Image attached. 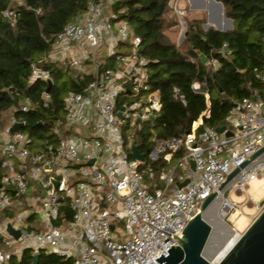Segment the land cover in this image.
<instances>
[{"label": "built area", "instance_id": "2783aa9c", "mask_svg": "<svg viewBox=\"0 0 264 264\" xmlns=\"http://www.w3.org/2000/svg\"><path fill=\"white\" fill-rule=\"evenodd\" d=\"M115 1L88 0L86 12L66 23L50 48L29 64V84L51 80V70L44 64L89 79L63 97L64 116L54 120L52 135L34 145L22 130L25 120L13 117L0 128V210L12 213L0 223V236L5 245L22 241L12 250L0 247V264L20 259L25 248L53 253L74 264H161L155 259L161 254L167 257L171 246L178 245L173 236L183 235L203 200L264 146V63L252 70L263 88L232 102L224 131L201 127L202 116L210 112L205 89L206 108L190 130L160 136L154 126L162 107L160 92L149 84V59L140 52V37L125 18L110 10ZM172 7L183 34L186 23L180 16L185 9L176 1ZM2 14L13 22L14 10ZM218 52L231 55L226 43ZM204 64L214 71L219 60L211 56ZM203 85L193 81L191 88L200 91ZM46 88L40 94L44 106L51 100ZM171 94L186 103L179 87L174 86ZM36 104L25 97L17 109L27 112ZM13 123L22 126L11 131ZM62 124L67 135L59 138ZM136 141L150 142L147 154ZM132 144L143 160L133 157ZM262 170L264 151L216 192L218 215L232 229L242 207L258 208L261 200L245 195L237 203L230 195L245 194L249 181L262 177ZM185 179L184 186L176 185ZM19 194L27 207L17 213L12 198ZM8 224L19 230L18 238L8 232Z\"/></svg>", "mask_w": 264, "mask_h": 264}, {"label": "trees", "instance_id": "16d2710c", "mask_svg": "<svg viewBox=\"0 0 264 264\" xmlns=\"http://www.w3.org/2000/svg\"><path fill=\"white\" fill-rule=\"evenodd\" d=\"M218 1L223 5L224 16L232 20L233 27L219 30L207 26L204 29V16L187 19L183 49L164 32L166 27L177 24L168 16L169 0H116L110 7L118 18H125L132 33L140 37V52L149 59V84L159 90L162 105L154 124L160 136L190 130L192 122L206 108L202 94L205 89L209 93L210 112L208 117L202 116L201 127L208 125L219 129L225 124L224 117L233 101L252 97L254 90L263 88L252 70L264 63V0ZM87 2L0 0V128L8 125L13 117L25 120L22 130L31 137L43 139L52 135L50 128L54 120L63 118L64 94L71 89L80 90L89 79L76 77L70 69L44 64L52 73L48 81L51 83V100L44 106L40 94L48 82L37 79L29 84V64L37 62L50 48L52 38L66 23L86 12ZM6 9L14 10L13 22L3 17ZM223 43L231 50L229 57L218 52ZM211 56L219 60L214 71L204 64ZM193 81L204 83L200 91L191 88ZM174 86L184 93V105L172 97ZM25 97L37 104L22 112L17 106ZM137 143L147 154L150 142ZM1 159L0 156V162ZM1 212L10 214L5 210ZM33 254L32 250L25 248L20 259L11 258L7 264H32ZM36 264L74 263L71 259L39 251Z\"/></svg>", "mask_w": 264, "mask_h": 264}, {"label": "water", "instance_id": "95a60500", "mask_svg": "<svg viewBox=\"0 0 264 264\" xmlns=\"http://www.w3.org/2000/svg\"><path fill=\"white\" fill-rule=\"evenodd\" d=\"M174 0H169V6H173ZM181 2V0H180ZM211 3H219L222 9V16L225 20L229 21V25L224 28L215 27L219 30H227L233 27L232 20L226 18L223 13V5L217 0H208L205 2L203 0L201 8L208 7ZM178 7L184 9V6L178 4ZM208 21L211 22L209 11L207 14ZM214 25V24H213ZM208 24L205 25L207 27ZM186 34V31H185ZM51 83L48 82L46 90L50 89ZM120 115V113H118ZM22 126L21 123H13L11 126V131H15ZM225 130V126H221L219 131ZM226 135H231L230 131H226ZM264 151V146L257 150L254 154L248 157L244 162H242L237 168L230 172L225 181L221 183L218 189L210 193L201 203L199 212L187 223V225L182 230V236L180 238L175 235L173 238L178 242V245L171 246L168 250L169 255L164 257L162 254L155 260L161 264H213L203 255L205 245L209 239L212 232V225L203 218V212L209 207L213 202L216 192L223 188L227 182H229L236 173L244 167L250 160L256 158ZM131 152L133 157L143 160L144 156L139 152L136 144L131 145ZM91 160L89 163H91ZM194 161L191 160V166L194 168ZM53 181V179H52ZM188 179L182 182H177L178 187H182L187 183ZM55 182V186L57 187ZM11 194H15L12 190ZM7 230L15 238L19 237V230H14L10 224L7 225ZM38 261V253L33 254L32 264H36ZM216 264H264V208L258 214V216L253 220V222L246 228V230L239 236L232 247L225 253V255Z\"/></svg>", "mask_w": 264, "mask_h": 264}, {"label": "rangeland", "instance_id": "374dc122", "mask_svg": "<svg viewBox=\"0 0 264 264\" xmlns=\"http://www.w3.org/2000/svg\"><path fill=\"white\" fill-rule=\"evenodd\" d=\"M175 1L177 2V6L180 3L181 5L184 6L185 15H183L182 17L180 16V18H184L185 23L187 19L201 18L202 16H204L205 22L202 24V27L206 29L207 27H205V25L208 24V26H213L215 28V22L213 25V22L208 21L207 14L209 10L207 11L206 8L204 10H197V9L191 10L189 4L185 3L184 0H181V2L180 0H174L173 3H175ZM223 12H224V8H223ZM168 16L171 17L170 19L176 20L177 24L166 27L164 29V32L168 36V38L175 43L177 47L183 49L184 46L182 45L183 43L182 41L184 40L187 23L185 25V29L182 34L179 28L180 27L179 15H177L173 7H170ZM66 93L64 94V96L66 95ZM63 116H64V112H63ZM66 135H67L66 126L62 124L58 127V137L64 138ZM32 139H33L34 145H40L41 140H42V138H35L33 136H32ZM245 195H250L252 197H259L261 201H260L258 208H253L251 206L242 207V213L239 216H237L235 219V222H236L235 229H232V226H230L227 222L223 221L219 217L218 202L216 203V201H214L212 202L213 204L211 203L209 205V207L213 205V207L209 211V214L211 213L210 214L211 216L210 218L208 216H205V219L207 221H209L210 219L212 220L214 219V220H213V223L211 224L212 232L205 245L203 255L205 256L206 259H208L213 264H216L221 259L223 254L234 244V242L238 238V233L241 235L246 230V228L253 222V220L258 216V214L263 210L264 208V170H262V177L249 181L245 194H233L232 193L230 195V198L237 203H241L245 199ZM23 197L24 195L19 194L12 198V206H13V209L17 213L21 212L24 208L27 207V202L24 200ZM20 199L21 201L19 203ZM9 215H12V213ZM9 215L1 212L0 213V223L3 221V219L7 218ZM21 243L22 241L19 240L17 242L11 243L10 245H5L2 242L1 236H0V247H3L7 250H12L20 246Z\"/></svg>", "mask_w": 264, "mask_h": 264}, {"label": "bare ground", "instance_id": "6f19581e", "mask_svg": "<svg viewBox=\"0 0 264 264\" xmlns=\"http://www.w3.org/2000/svg\"><path fill=\"white\" fill-rule=\"evenodd\" d=\"M215 4H216V5H215ZM213 5H215V6H213ZM192 6L197 7L198 4L195 5V4L193 3ZM210 6H211V7H210ZM209 7H210V8H209ZM207 8H208V10H209V15H210L211 22H213L212 19L215 18V16H216V12H217L219 9H221V5H220L219 3H211ZM219 12H220V11H219ZM219 12H218V13H219ZM221 13H222V9H221ZM221 17H223L222 14H221ZM215 20H216V21H215V22H216L215 27L224 28V27H226L227 25H229V21H228V20H225L224 18H220V17H219V18H216ZM221 20H222V23H221ZM216 203H217V201H216ZM212 204H213V203H212ZM212 207H213V205L210 206V207H208V208L203 212V218H204V219H205V216H208V217L210 218V216H211L210 214H211V213L209 214V211H210V209H211ZM208 217H207V218H208ZM205 220H206V219H205ZM213 220H214V219H213ZM213 220L210 219L208 222H209L210 224H212V223H213ZM206 221H207V220H206ZM236 234H237V233H236ZM239 236H240V234L238 233V238H239ZM238 238H237V239H238ZM235 242H236V241H235ZM235 242H234V243H235ZM231 247H232V246H231ZM231 247H230V248H231ZM230 248H229V249H230ZM229 249H228V250H229ZM228 250H227V251H228ZM227 251H226V252H227ZM226 252H225V253H226ZM225 253L223 254V256L225 255ZM223 256H222V257H223ZM222 257H221V258H222Z\"/></svg>", "mask_w": 264, "mask_h": 264}, {"label": "crops", "instance_id": "0c3cea01", "mask_svg": "<svg viewBox=\"0 0 264 264\" xmlns=\"http://www.w3.org/2000/svg\"><path fill=\"white\" fill-rule=\"evenodd\" d=\"M205 2H207L208 0H204ZM184 2L185 3H188L189 4V6H190V8H191V10H204L203 8H201V7H199V6H201V4H202V2H203V0H184ZM193 3L196 5V4H198V6L197 7H194V6H192L193 5ZM216 5V4H215ZM215 5H213V6H215ZM206 9H207V11H208V8L206 7ZM220 11V12H219ZM219 12V13H218ZM224 13V12H223ZM223 18V17H221V9H219L217 12H216V16H215V18H213L212 20H213V24H214V22L216 21L215 19L216 18ZM221 23H222V20H221ZM215 24H216V22H215Z\"/></svg>", "mask_w": 264, "mask_h": 264}]
</instances>
